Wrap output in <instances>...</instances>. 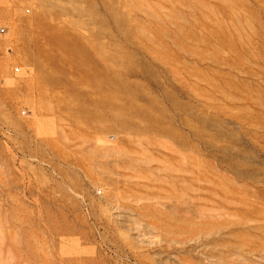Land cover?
<instances>
[{
  "label": "rangeland",
  "instance_id": "rangeland-1",
  "mask_svg": "<svg viewBox=\"0 0 264 264\" xmlns=\"http://www.w3.org/2000/svg\"><path fill=\"white\" fill-rule=\"evenodd\" d=\"M0 264H264V0H0Z\"/></svg>",
  "mask_w": 264,
  "mask_h": 264
}]
</instances>
